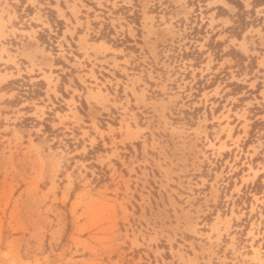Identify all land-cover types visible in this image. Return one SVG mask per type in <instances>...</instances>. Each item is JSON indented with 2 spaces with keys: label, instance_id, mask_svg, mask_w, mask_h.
Here are the masks:
<instances>
[{
  "label": "rangeland",
  "instance_id": "rangeland-1",
  "mask_svg": "<svg viewBox=\"0 0 264 264\" xmlns=\"http://www.w3.org/2000/svg\"><path fill=\"white\" fill-rule=\"evenodd\" d=\"M0 264H264V0H0Z\"/></svg>",
  "mask_w": 264,
  "mask_h": 264
}]
</instances>
